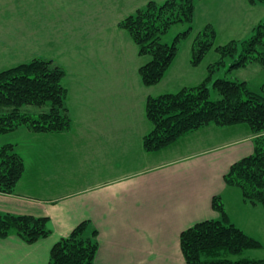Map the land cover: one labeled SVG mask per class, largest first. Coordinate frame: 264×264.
Here are the masks:
<instances>
[{"label":"crops","instance_id":"obj_1","mask_svg":"<svg viewBox=\"0 0 264 264\" xmlns=\"http://www.w3.org/2000/svg\"><path fill=\"white\" fill-rule=\"evenodd\" d=\"M150 1L164 0H130L132 8L119 12L124 18ZM122 2L110 1L117 8ZM92 3L98 2L84 0L82 8L66 11L87 12L96 23L99 18L90 14ZM117 34L134 56L128 34ZM182 62L187 79L197 68L191 69L185 58ZM100 64L90 73L94 79L90 87L79 82L70 90L65 88L71 119L66 132L15 133L23 139L13 144L25 171L14 195L0 194V212L47 218L51 233L33 244L16 236L0 239V264H48L53 245L85 221L97 231L93 264H186L180 234L201 221L219 219L212 206L217 196L232 224V209L244 206L252 215L245 220L241 215L240 225L251 229L259 219L264 227L261 207L248 205L238 190L224 183L231 165L254 152L259 135L246 125L207 126L168 148L147 152L143 138L152 126L145 115V102L149 96L176 93L160 86L169 85L171 74L181 66L178 55L162 81L150 88L139 83L129 86L131 83L119 80L124 76L103 70L108 67L105 61ZM88 74L81 70L77 76ZM158 86L160 92L155 93ZM237 227L252 237L245 228ZM244 253L242 258L252 259Z\"/></svg>","mask_w":264,"mask_h":264},{"label":"trees","instance_id":"obj_2","mask_svg":"<svg viewBox=\"0 0 264 264\" xmlns=\"http://www.w3.org/2000/svg\"><path fill=\"white\" fill-rule=\"evenodd\" d=\"M193 0H167L162 5L149 2L119 22V27L137 47L144 59L139 68L141 84L158 85L178 53V44L191 31ZM185 22L187 29L177 34L172 44L162 38L175 24ZM193 44L190 64L197 67L213 46L215 33ZM235 66L264 64V22L242 44ZM231 44L221 52L233 55ZM64 71L51 61L33 59L0 71V136L24 130L32 134L63 133L71 126L63 86ZM210 77L206 78L208 81ZM213 88L219 99L211 100L206 85L183 88L176 93L149 96L145 115L152 126L143 138L147 152L168 148L184 135L207 126L246 125L259 135L254 152L231 165L224 176L227 187L240 192L242 200L264 208V89L263 94L249 89L245 81L217 79ZM26 106L48 109L33 116ZM25 163L16 144H0V194L14 195L23 176ZM219 219L201 221L180 234V248L186 264H264V259H246L240 255L261 248V243L229 221L219 196L212 201ZM48 219L0 212V239L16 236L33 244L50 235ZM97 231L89 222H81L50 250L48 264H93L98 248Z\"/></svg>","mask_w":264,"mask_h":264},{"label":"rangeland","instance_id":"obj_3","mask_svg":"<svg viewBox=\"0 0 264 264\" xmlns=\"http://www.w3.org/2000/svg\"><path fill=\"white\" fill-rule=\"evenodd\" d=\"M83 1L0 0V71L33 59L51 61L53 66L64 71L62 83L70 90L79 85V82H84L90 87L94 80L90 73L94 67L101 66V61H105L108 67L103 70L111 69L124 76L125 79L119 80H125V84L131 83L129 86L141 84L137 62L144 63V59L138 56L135 44H132L135 49L132 56L117 34L123 31L118 25L119 22L134 14L122 18L123 15L119 12L132 8L130 0H123L119 8L111 6L112 0H93L98 3H92L91 7L85 8H92L90 14L99 18L96 23L95 19L89 18L87 12L85 15H77L66 11L82 8ZM165 1L167 0L150 2L162 5ZM147 4L137 10H142ZM193 6L191 31L178 44L179 65L183 63L184 58L190 64L194 42L205 39L204 36L210 31L215 33L213 46L187 79L185 76L188 72H185L181 65L175 74H171L169 85L166 82L160 87L178 92L183 88L204 84L209 89L210 99L217 100L219 95L214 90L213 83L217 79H227L245 81L250 90L263 94L264 64L252 63L239 68L235 66V62L242 52V44L248 41L254 35L256 27L264 22V0H193ZM48 8L52 9L49 13ZM51 12L54 13L53 16ZM51 17L53 19H50ZM187 26L185 22L175 23L162 41L172 44L175 36L187 29ZM232 42L237 46V51L233 55L223 54L221 48ZM95 59L96 63H93ZM190 67L194 69L191 64ZM81 70H86L88 77H78L77 73ZM208 77L210 79L205 81ZM161 88H155V93L160 92ZM47 109L48 106L42 109L26 106L23 111L37 116L39 112ZM22 141L20 134L9 133L0 136L1 145ZM260 209L264 211V208ZM241 215L245 216L242 218L245 220L252 215L251 210L244 206H235L231 212L232 220L237 226L245 228L252 238L262 245L261 248L246 251L243 255L252 256V259H264V227H260L261 221L255 220V225L250 229L246 224L240 225Z\"/></svg>","mask_w":264,"mask_h":264}]
</instances>
